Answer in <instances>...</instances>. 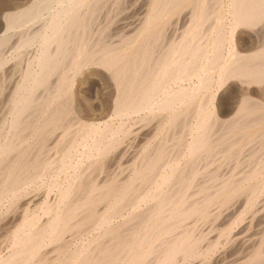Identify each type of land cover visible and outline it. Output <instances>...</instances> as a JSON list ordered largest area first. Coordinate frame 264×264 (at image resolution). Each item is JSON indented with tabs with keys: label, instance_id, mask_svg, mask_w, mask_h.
<instances>
[{
	"label": "bare ground",
	"instance_id": "obj_1",
	"mask_svg": "<svg viewBox=\"0 0 264 264\" xmlns=\"http://www.w3.org/2000/svg\"><path fill=\"white\" fill-rule=\"evenodd\" d=\"M11 210L0 264H264V0H1Z\"/></svg>",
	"mask_w": 264,
	"mask_h": 264
},
{
	"label": "rangeland",
	"instance_id": "obj_2",
	"mask_svg": "<svg viewBox=\"0 0 264 264\" xmlns=\"http://www.w3.org/2000/svg\"><path fill=\"white\" fill-rule=\"evenodd\" d=\"M1 1V0H0ZM5 1H8V0H5ZM6 12H9V11H6ZM237 85V84H236ZM236 85H234L233 87L235 88L236 87ZM229 97H230V93H225V99L224 100H228L229 99ZM107 165H108V162H107ZM43 189H41V191L42 192H45V191H47V187L46 188H44V187H42ZM40 201H42V200H40ZM24 203V202H23ZM23 203L21 202L20 203V205H23ZM22 208V207H21ZM12 211V210H11ZM2 213H4V214H2ZM1 213V215H0V230H2V231H0V236H3V233H6L7 231H6V229H8V228H11L13 225H11V222H12V224H16V223H14V222H18V219H19V216H18V213H15V211L13 212L12 211V215L11 214H9L10 213V211H9V213L7 212V215H6V213H5V211L4 212H2ZM9 214V215H8ZM5 215V216H4ZM11 215V216H10ZM9 216V217H8ZM16 216V217H15ZM1 217H3L2 218V221H1ZM5 219V221H3ZM13 219V220H12ZM8 221V222H7ZM5 223V224H4ZM7 223V224H6ZM9 223H10V225H9ZM257 224V223H256ZM4 225V226H3ZM257 232V231H256Z\"/></svg>",
	"mask_w": 264,
	"mask_h": 264
}]
</instances>
